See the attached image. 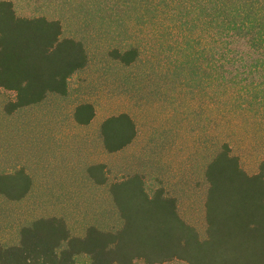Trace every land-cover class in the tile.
Here are the masks:
<instances>
[{"label": "rangeland", "instance_id": "obj_1", "mask_svg": "<svg viewBox=\"0 0 264 264\" xmlns=\"http://www.w3.org/2000/svg\"><path fill=\"white\" fill-rule=\"evenodd\" d=\"M11 1L20 16L59 20L88 63L65 95L12 113L4 105L14 93L0 88V172L22 167L32 179L19 200L0 194V243H16L38 217H62L73 235L88 225L120 227L109 183L133 172L149 192L164 186L175 195L183 218L202 231L203 169L218 145L228 142L248 173L264 156V41H253L264 38V0ZM130 48L128 65L112 55ZM83 102L95 112L87 124L73 115ZM119 112L137 134L109 153L100 123ZM95 165L105 166L106 183L92 178Z\"/></svg>", "mask_w": 264, "mask_h": 264}, {"label": "trees", "instance_id": "obj_2", "mask_svg": "<svg viewBox=\"0 0 264 264\" xmlns=\"http://www.w3.org/2000/svg\"><path fill=\"white\" fill-rule=\"evenodd\" d=\"M61 34L59 20L20 16L11 0H0V88L14 93L4 105L7 113L49 93L65 95L69 77L87 65L82 42ZM112 55L128 65L136 49ZM94 113L93 105L83 102L73 115L87 124ZM99 132L103 148L114 153L134 140L137 128L130 114L119 112L104 118ZM89 171L96 183L108 181L104 165ZM203 180L202 231L183 218L175 195L164 186L149 192L143 174L133 172L109 183L120 227L88 225L82 235H73L62 217H38L20 227L16 243H0V264H264V156L248 173L222 141L206 161ZM31 184L22 167L0 172V194L9 200L23 198ZM78 257L86 261L78 263Z\"/></svg>", "mask_w": 264, "mask_h": 264}]
</instances>
